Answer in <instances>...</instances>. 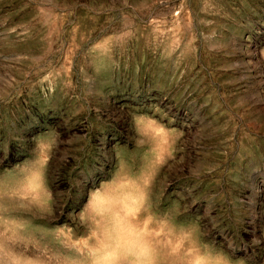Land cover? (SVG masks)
<instances>
[{
    "label": "rangeland",
    "instance_id": "rangeland-1",
    "mask_svg": "<svg viewBox=\"0 0 264 264\" xmlns=\"http://www.w3.org/2000/svg\"><path fill=\"white\" fill-rule=\"evenodd\" d=\"M0 264H264V0H0Z\"/></svg>",
    "mask_w": 264,
    "mask_h": 264
}]
</instances>
